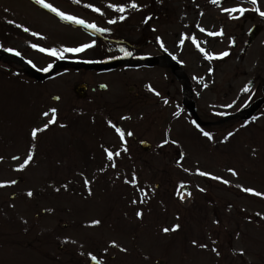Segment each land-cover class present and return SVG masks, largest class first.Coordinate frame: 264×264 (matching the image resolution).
Returning <instances> with one entry per match:
<instances>
[{
  "label": "rangeland",
  "instance_id": "374dc122",
  "mask_svg": "<svg viewBox=\"0 0 264 264\" xmlns=\"http://www.w3.org/2000/svg\"><path fill=\"white\" fill-rule=\"evenodd\" d=\"M188 3L195 2L199 8L203 6H211L213 4L212 0H186ZM185 0H174L169 3L166 2L168 9L171 10L172 5L173 9L171 13L176 15L178 22L181 24L182 16L187 14L185 10L186 2ZM224 0H218L219 3H223ZM235 1V2H234ZM229 3V7L236 6V9L243 8V14L252 13L251 15H260V12L264 11V0H257V3H251V0H234ZM249 4V8L248 5ZM255 8V10H251ZM227 9V8H225ZM259 9V11H257ZM228 11H224V9L219 10L214 14L212 20L213 24H219L221 19H224V16ZM241 12L236 11V14ZM190 11H188V18H189ZM236 16L239 19V16ZM208 16V13L206 14ZM242 15V13H241ZM43 19L46 18L45 14L40 15ZM206 16V17H207ZM212 16V15H211ZM257 17V16H256ZM262 18L257 17V22L259 19L264 22V16L261 15ZM243 18V16H242ZM241 18V20H242ZM263 19V20H262ZM240 23L237 22L235 26H232L231 29H226V31H230L229 35H232V29L236 30V26ZM203 28L206 30H213L209 23L203 25ZM206 30V31H207ZM237 33V32H235ZM208 34L205 32V37L207 38ZM264 39V35L260 38L258 43L256 44L255 49H253V54L257 57V63L254 65L252 61H249L250 57L246 58L245 60L237 59L236 55L233 64L238 66L236 72H250V71H259L260 69V60L259 56L262 54L261 51H264V45H262V41ZM220 41V40H219ZM223 44V45H221ZM240 50H237V53H241L242 45L239 46ZM232 49V43L228 40V42L221 43L219 42L218 45V56L221 58L222 56H227L230 50ZM233 51V50H232ZM257 52V53H255ZM227 53V55H224ZM232 53V52H230ZM264 54V53H263ZM234 65V66H236ZM240 65V66H239ZM207 68V65L205 64ZM229 66H222L216 67L219 71L218 75V83L223 86V88L227 87L228 84H231L230 80H225L224 73L227 71ZM206 70V69H205ZM11 75H15L14 71L8 72ZM84 73H68V71H61L57 77L47 83L42 85L34 84L30 80H27L24 85H7L6 88L0 87V126L1 129L5 132L8 130H13L14 132L20 133V127L23 126L24 130L27 131V141L31 143H36V145H31L33 149H26L27 156H31L34 153V150L37 152L39 150L40 153H44L49 156L57 151L55 158H68L71 159L74 156V153L69 151L71 147L70 144L73 139L78 137V134L73 133L72 130H69L71 125H74L73 122L78 120V117L84 116V114H90L92 110H99L98 104H104L106 99L108 100L112 94L109 92L110 95H99L100 99H89L86 102L76 101L73 98V86L78 80H85L86 83H89L92 80V77H84L82 76ZM19 76V75H18ZM20 77V76H19ZM94 80V79H93ZM92 82V81H91ZM113 82V80H112ZM110 84V85H109ZM109 86H112V83L109 82ZM246 85V81L244 79H238L234 81L233 88V97L230 99L225 100L223 105L232 104V99H236V111H241L242 108L248 104V96L243 93V87ZM237 87V89H236ZM118 88V84L116 83V87L114 89V93H116ZM240 88V89H239ZM119 90V88H118ZM122 92L125 94L127 93L128 89L123 87ZM238 91V94H237ZM222 91L220 90V96L222 98ZM243 93V94H242ZM237 94V95H236ZM22 98H21V97ZM52 96H58L59 101L54 102L52 100ZM21 98V99H20ZM205 106V103H204ZM55 109V111H53ZM47 113V115H45ZM218 116V118H224L226 113H222ZM220 118V120H221ZM9 120V126L3 122L5 120ZM186 118H182L181 121L185 123ZM148 123V118L140 120L137 122L138 127H142L139 134L136 132V135L140 139H145L152 144V149L148 155H143L138 150V146L133 147L130 149L127 144L125 145V149L122 151L121 149H116L121 151L119 156H115L116 159L121 160L124 159V155L130 156L129 159H144V162H148L149 164L146 166L139 165L142 163L141 161L136 165L139 173H132L131 177L133 180H137L136 174L140 175V182L141 187L143 189H148L151 187L154 190L157 184L163 185L160 192L156 193L155 203L151 206H158L163 208L162 210L158 209H150L154 215L157 213L164 212L165 208L167 207V203L159 204L160 200H164L163 196L166 192L170 191L173 188L178 189L179 185L182 187H190V189L201 190L205 191V196L210 201L217 200L218 206L221 208L220 215V229L219 231L215 232L216 234L212 233V228L208 229L204 226L205 235L206 236H213V237H226V232L230 226H234V222H242L244 219H247L250 215V218L255 219L254 215H259V221H264V114L261 117H257L256 121H252L249 124L241 123V122H234L232 125L228 126V128H220L216 129L214 133L206 131H200L195 129L194 126L189 128V134L192 135L194 138H186L187 135L182 134L178 127L175 129L171 138H175L176 142H167L165 140V136L162 133V129L155 123L152 128L146 129L144 126ZM181 123V122H180ZM186 124V123H185ZM11 126V129H8ZM47 126V127H45ZM72 128V127H71ZM40 129L37 132L36 137L34 138L32 133L34 130ZM73 129V128H72ZM56 132H59V137L62 139H56L58 135ZM70 133L67 135L66 138L63 137L65 134ZM188 133V131H187ZM207 133L208 135H205ZM111 136V142L118 143V136L116 134H109ZM189 136V135H188ZM214 136V137H213ZM213 137V138H212ZM212 138V139H211ZM14 138L11 137V140ZM29 139V140H28ZM128 139V138H127ZM210 139V140H209ZM60 140L61 142H59ZM27 142V145L29 144ZM126 143V139L124 140ZM128 142V140H127ZM169 144L166 146V149H162L161 146ZM123 145V146H124ZM119 147V146H118ZM13 148H17L14 147ZM164 148V147H163ZM20 149L17 148L16 150H12L11 155L19 154ZM123 152V153H122ZM160 155V153H162ZM67 154L69 157L62 156L61 154ZM165 154H170L165 156ZM182 157L185 162L183 165L175 166V162ZM152 158V159H149ZM62 163V162H60ZM192 165V164H196ZM47 165V164H46ZM60 168V167H59ZM119 173H123L124 166H120L118 169ZM232 170V171H230ZM124 174V173H123ZM195 174V175H190ZM203 174V176H201ZM205 174L211 175L208 177H204ZM222 175V176H221ZM121 176V175H119ZM235 176V180L232 178ZM69 176H63V178H68ZM122 177V176H121ZM123 178V177H122ZM121 180L116 179L115 173H109L108 176V185L110 194L107 195L108 199L110 200L107 204V213L110 215L112 212V207L114 205H123L124 200L127 201V197L130 195V191L133 188L139 189L140 187H135V182L131 180L125 181L123 178ZM212 181L206 187H204L203 180ZM58 179L57 181H61ZM66 181V180H65ZM227 181L230 186L235 188H228L227 184L224 182ZM258 181V183H257ZM52 181L43 178V185L46 190H51L52 188L50 185ZM124 183V184H123ZM196 183L195 188L191 187ZM261 185V186H259ZM198 186V187H197ZM251 186V189H250ZM254 187H258L259 191L263 193V199L261 204L259 200L256 198L254 192ZM218 189V190H217ZM250 189L251 191H248ZM233 190L231 193L229 191ZM248 191L249 194H246L248 197H245L242 193ZM119 191V192H118ZM238 193L241 195L237 198ZM249 195L251 196L249 198ZM183 199V204H188V196H181V200ZM140 204L142 200H146L143 196L141 198H135ZM174 205H182L181 200L174 199ZM252 200V201H251ZM66 201V198L64 199ZM70 203L72 199H69ZM179 201V202H178ZM215 202V201H214ZM18 204V203H17ZM73 204V203H72ZM127 204V203H124ZM129 204V203H128ZM215 204V203H213ZM13 207H15L13 205ZM241 207V208H240ZM222 209L227 210V214L223 216ZM176 209L175 211H178ZM243 210H247L246 212ZM159 211V212H158ZM230 211V213H229ZM250 211V212H248ZM171 216L175 213H169ZM166 216V215H164ZM147 219V218H145ZM152 221V219H149ZM146 220V223L151 222ZM166 224L171 223L172 219H161V221ZM258 232L264 230V228L257 227ZM159 231V230H157ZM253 231V230H252ZM200 236L197 232V235ZM255 236V235H253Z\"/></svg>",
  "mask_w": 264,
  "mask_h": 264
},
{
  "label": "flooded vegetation",
  "instance_id": "af4514ba",
  "mask_svg": "<svg viewBox=\"0 0 264 264\" xmlns=\"http://www.w3.org/2000/svg\"><path fill=\"white\" fill-rule=\"evenodd\" d=\"M0 1L6 2L5 0ZM20 1V8L16 6L12 8L10 5L13 6V4H9V11L20 13L19 19L13 21L12 14H10L8 19L3 20L5 15L0 13V37L4 38L0 39V47L9 48L10 44L5 38L11 37L13 34L42 38L50 36L56 37L57 40L66 38L69 39L68 42L75 41L74 44L66 46L63 44L62 49L53 45L54 43L50 44V47L41 46L48 50L45 52L56 50V55L45 56L42 54L43 51L39 52L36 49L39 47V42L36 40L32 43L36 47L32 46L31 51L32 54L39 52L41 60L47 57L48 61L52 63L61 60H68V63H72L75 59L92 62L113 59H130L133 62H139L149 59L153 62L148 69L154 70L159 78L163 79L164 71L171 69L172 51L175 52L174 59L181 61V52L186 49L182 46L179 51L173 48L171 36L173 30L180 33L187 27L178 25L173 29L171 19L167 18L164 6L158 0H150L149 7L144 9L143 17L141 16L142 18L138 20L129 17L130 8L128 7L125 8V12L118 10V13L115 14L117 8L114 4L110 5L108 0H80V4L74 0H44L45 3L51 4L53 8L66 15L76 18L81 16L78 19L85 21L83 25L62 19L56 12L44 7V4L36 3V0ZM97 8L100 9L99 12L95 10ZM41 14H45L46 18L43 19ZM92 24L96 25V28L88 27ZM97 29H104V31H97ZM85 36L92 37V41L85 40ZM22 45L30 46L31 44L23 42ZM84 45L92 46L84 48L80 52L67 51V49L80 48ZM12 64L16 65L17 63ZM179 64L181 65V62ZM7 65H11V63H7ZM137 91L135 89L133 94ZM86 161L83 159V162L93 169H98L97 166L102 167L103 165L97 159L93 162L91 159ZM22 176L26 177L25 171ZM53 198L51 222L45 224L50 231H44V223L40 226L36 224L30 229L35 234V241L38 244L35 249L39 252L37 255L43 256V246L46 245L47 256L50 257L51 264H91L93 257L98 260V264H171L172 260L173 264H184L188 259V255L182 248L178 249V253L165 254L162 244H169L168 239L159 240L162 243L156 244L154 239L140 236L141 223L133 212L117 213V220L111 223V234L109 235L103 230L105 224L108 228L106 217L105 222L100 223V229L103 230L100 232V237L92 238L94 234L91 231L78 229L75 227L74 221H69L74 216L73 212H69L71 209H60L58 197L53 196ZM5 201L3 199V202ZM61 212H65L64 216ZM7 213H9L7 208L4 205L0 206V214ZM65 219L68 221L65 222ZM101 219L103 218L101 217ZM5 226L6 222L0 220V236L4 233ZM44 235L47 236L46 240ZM109 239L112 245L109 244ZM111 250L115 256L111 255ZM31 256L21 264H39L42 261L35 254ZM230 256L232 258L230 264H264V257L260 259L256 256V260H252L248 254L230 253Z\"/></svg>",
  "mask_w": 264,
  "mask_h": 264
},
{
  "label": "snow or ice",
  "instance_id": "6c2138e0",
  "mask_svg": "<svg viewBox=\"0 0 264 264\" xmlns=\"http://www.w3.org/2000/svg\"><path fill=\"white\" fill-rule=\"evenodd\" d=\"M74 2L79 3L80 0H74ZM212 2H213V3H218V0H212ZM36 3H38V4H44V7H46V8H50L52 11L56 12L57 15L60 16L62 19L71 20V21H73L74 23L81 24V25L85 24V21H83V20H81V19H77V18L74 17V16L66 15V14L63 13V12L58 11L57 9L53 8L51 4H47V3H45L44 0H36ZM251 3H253V4L257 3V0H251ZM113 7H114V6H113ZM132 7H133V8H137L138 5H136L135 3H133V4H132ZM95 10H96L97 12L100 11L99 8H97V9H95ZM118 10H119V11H124V8H123V7H120V8H118ZM224 11H228V12L239 11V12L243 13L244 9H243V8H239V9H224ZM257 11H259V9H257ZM260 15L264 16V11L260 12ZM88 27L96 28V25L92 24V25H88ZM25 31H28V29H25ZM97 31H101V32H102V31H104V29H97ZM202 31H204V29H202ZM209 35H215V33H209ZM91 46H92V45H84V46H82V47H80V48H71V49H67V51H70V52H80V51H83L84 48H88V47H91ZM33 47H36V45H33ZM40 50H41V51H48L47 49H43V48H41ZM51 54H52V55H56V54H57V53H56V50H55V49H52V50H51ZM17 55H19V53H17ZM224 55H227V53H224ZM61 58H63V57L61 56ZM30 63H31V62H30ZM53 111H55V109H53ZM45 115H47V113H45ZM45 127H47V126H45ZM38 131H40V129H36V130L33 131L32 135H33L34 138L36 137ZM117 131L119 132L120 129H117ZM121 135H123V133H121ZM128 135H132V133H128ZM205 135H208V134L205 133ZM112 155H113L112 153H109V154H108L109 159H112ZM117 155H119V153H117ZM0 159H2V158H0ZM230 171H232V170H230ZM12 183H15V181H13ZM225 183H228V182L225 181ZM0 186H3V185H0ZM248 191H251V190H248ZM28 195H32V193L29 192ZM189 195H190V193H189ZM258 195H259V194H258ZM137 214L140 215V216H142V213H137ZM93 223L98 224L99 221H94ZM176 228H179V225H177ZM173 230H175V229H173ZM168 231H169L168 228H165V229H164V232L167 233ZM194 243H195V242H194ZM202 247H206V245H202ZM218 254H219V253H218ZM93 259H95V257H93Z\"/></svg>",
  "mask_w": 264,
  "mask_h": 264
},
{
  "label": "water",
  "instance_id": "95a60500",
  "mask_svg": "<svg viewBox=\"0 0 264 264\" xmlns=\"http://www.w3.org/2000/svg\"><path fill=\"white\" fill-rule=\"evenodd\" d=\"M56 69H53L51 70L49 74H41V73H34V72H31L33 74V76L36 78V79H44V78H47L49 77L53 72H55ZM264 101V100H263ZM259 104L261 103H258V106ZM257 107H252L250 110H247V111H244L243 114H242V118H249L251 117V115L253 114V112L256 110Z\"/></svg>",
  "mask_w": 264,
  "mask_h": 264
}]
</instances>
